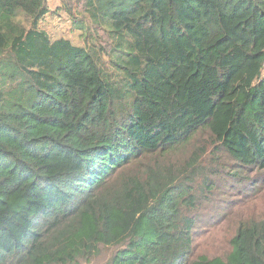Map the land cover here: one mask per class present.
I'll return each mask as SVG.
<instances>
[{
  "label": "trees",
  "instance_id": "trees-1",
  "mask_svg": "<svg viewBox=\"0 0 264 264\" xmlns=\"http://www.w3.org/2000/svg\"><path fill=\"white\" fill-rule=\"evenodd\" d=\"M69 11L0 0V264H264V218L194 255L202 158L264 169V0Z\"/></svg>",
  "mask_w": 264,
  "mask_h": 264
},
{
  "label": "rangeland",
  "instance_id": "rangeland-1",
  "mask_svg": "<svg viewBox=\"0 0 264 264\" xmlns=\"http://www.w3.org/2000/svg\"><path fill=\"white\" fill-rule=\"evenodd\" d=\"M49 5L51 12L42 20L41 28L52 38L66 37L76 44L83 42L69 11L79 14L82 0H49ZM202 144L196 141L190 146L187 158L195 145ZM212 150L202 158L203 173L196 179L202 202L197 211L200 219L196 225L195 257L227 255L239 225L264 218V169L242 167L222 152L214 158ZM112 254L113 249L103 248L99 257L84 264H108Z\"/></svg>",
  "mask_w": 264,
  "mask_h": 264
}]
</instances>
